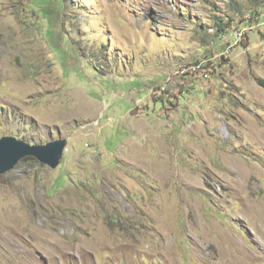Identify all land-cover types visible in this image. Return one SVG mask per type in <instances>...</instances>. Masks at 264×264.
<instances>
[{"label": "rangeland", "instance_id": "obj_1", "mask_svg": "<svg viewBox=\"0 0 264 264\" xmlns=\"http://www.w3.org/2000/svg\"><path fill=\"white\" fill-rule=\"evenodd\" d=\"M60 4L0 0V138L67 141L0 175V264H264V0Z\"/></svg>", "mask_w": 264, "mask_h": 264}, {"label": "water", "instance_id": "obj_2", "mask_svg": "<svg viewBox=\"0 0 264 264\" xmlns=\"http://www.w3.org/2000/svg\"><path fill=\"white\" fill-rule=\"evenodd\" d=\"M66 139H56L46 144H29L15 136L0 138V175L13 169L25 157H34L39 162L55 168L64 153Z\"/></svg>", "mask_w": 264, "mask_h": 264}, {"label": "trees", "instance_id": "obj_3", "mask_svg": "<svg viewBox=\"0 0 264 264\" xmlns=\"http://www.w3.org/2000/svg\"><path fill=\"white\" fill-rule=\"evenodd\" d=\"M55 1V6H52V2ZM42 2V10H43V14L44 16L47 18V21L49 23L48 29H47V33L49 36H53L55 33L57 34V37H60L61 35L63 36L62 32L57 33L56 29L53 27L52 24V20H53V16L56 17V15H54L55 13H58V9L61 7L60 4V0H41ZM227 25H223V24H218V31L219 32H223L226 29ZM260 83H262V85L264 86V81L260 80ZM25 159H28L29 161H35L34 157H25ZM62 177V176H61ZM58 183L62 184L63 183V178L60 179L58 181Z\"/></svg>", "mask_w": 264, "mask_h": 264}, {"label": "built area", "instance_id": "obj_4", "mask_svg": "<svg viewBox=\"0 0 264 264\" xmlns=\"http://www.w3.org/2000/svg\"><path fill=\"white\" fill-rule=\"evenodd\" d=\"M254 19H256V18H250L248 21H244V22H242L241 24H248V23H250L252 20H254ZM240 24V25H241ZM236 35H238L237 34V26H235V27H233L232 29H230V31H228V32H226V34H223L222 35V41L224 42V41H229V40H231L232 38H234ZM210 55H212V54H210ZM192 63H194V62H192Z\"/></svg>", "mask_w": 264, "mask_h": 264}, {"label": "clouds", "instance_id": "obj_5", "mask_svg": "<svg viewBox=\"0 0 264 264\" xmlns=\"http://www.w3.org/2000/svg\"><path fill=\"white\" fill-rule=\"evenodd\" d=\"M220 44H221V45H222V47H223V51H222V52H220V53H218V54H221V53H223V52L225 51V45H224V42H223V41H221V43H220ZM214 53H217V52H214ZM214 53H213V54H214ZM225 56H228V54H227V55H224V56H220V58H223V57H225ZM202 57H204V56H201L200 58H202ZM200 58H199V59H200ZM197 60H198V59H197ZM197 60H196V61H197ZM166 80H167V79H166ZM166 80H165V81H166ZM162 84H163V83H162ZM160 85H161V84H160Z\"/></svg>", "mask_w": 264, "mask_h": 264}]
</instances>
